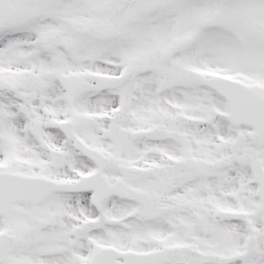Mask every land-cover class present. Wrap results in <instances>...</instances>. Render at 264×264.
Returning <instances> with one entry per match:
<instances>
[{
    "label": "snow or ice",
    "instance_id": "1",
    "mask_svg": "<svg viewBox=\"0 0 264 264\" xmlns=\"http://www.w3.org/2000/svg\"><path fill=\"white\" fill-rule=\"evenodd\" d=\"M0 264H264V0H0Z\"/></svg>",
    "mask_w": 264,
    "mask_h": 264
}]
</instances>
